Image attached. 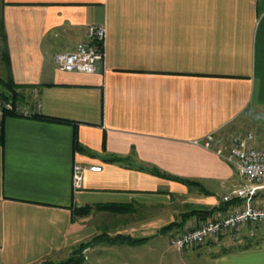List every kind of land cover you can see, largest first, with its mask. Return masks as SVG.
Returning a JSON list of instances; mask_svg holds the SVG:
<instances>
[{"label": "crops", "instance_id": "1", "mask_svg": "<svg viewBox=\"0 0 264 264\" xmlns=\"http://www.w3.org/2000/svg\"><path fill=\"white\" fill-rule=\"evenodd\" d=\"M0 13V82L43 116L2 122L0 264L57 260L94 235L82 264H264V245L233 242L263 224L166 247L241 203L222 200L245 182L203 137L252 131L264 148V0H0ZM89 23L106 28L103 62L59 70ZM74 163L101 170L74 189Z\"/></svg>", "mask_w": 264, "mask_h": 264}, {"label": "built area", "instance_id": "2", "mask_svg": "<svg viewBox=\"0 0 264 264\" xmlns=\"http://www.w3.org/2000/svg\"><path fill=\"white\" fill-rule=\"evenodd\" d=\"M106 28L100 23H89L85 37L77 42L74 48L56 52L54 62L62 71L92 73L105 56ZM35 113L29 105L16 100L12 94L0 93V126L6 115L32 117ZM202 145L214 150L230 163L244 179L242 186L234 188L223 195L224 202L239 199L241 203L232 205L219 217H212L192 227L186 224L183 229L170 235V245L178 251L207 243L228 232L233 234L241 226L264 225V204L256 201L257 190L264 187V148L255 145L252 131L234 132L225 137L209 133L202 139ZM100 165H83L74 163L72 167V186L82 187L83 175L86 171H100Z\"/></svg>", "mask_w": 264, "mask_h": 264}, {"label": "rangeland", "instance_id": "3", "mask_svg": "<svg viewBox=\"0 0 264 264\" xmlns=\"http://www.w3.org/2000/svg\"><path fill=\"white\" fill-rule=\"evenodd\" d=\"M1 31H2V23H1V13H0V76H2L3 78H5V75H6V63H5V60L3 59V39L1 37ZM68 48H70V47L69 46H65V48H63V49H64V51H66V49H68ZM0 91H2L7 96L10 95L8 89L5 88V87H3L2 84H1V82H0ZM189 224H191V228L199 225V224H193L191 222H189ZM247 226L250 227V231L253 230V229H255L257 227V225H253V227H251L250 225H247ZM99 237H100L99 235H94V236H91L90 238L85 239L84 241L78 242L77 244L73 245L72 248H70V251L68 250V253H67L68 255H63L64 257H62V258H60V256L58 257L59 259H57V260L56 259H48V258H45V259H43V260H41V261H39V262H37L35 264H41L43 261H46V260L47 261L48 260L49 261H55V262L63 261L66 258H68L69 256H71L72 250L75 249V248H77V246L79 245V243H85V242L91 241V240H93L95 238H99ZM219 237H221V236H218L216 238V240H218ZM167 241H168V239H167ZM239 241L244 242V243H247L248 245L250 244L249 246H254L255 244H262V245H264V242H263L264 241V225H261V226H259L258 228L255 229V236L248 235V236L242 237L240 240H235L233 242L234 243H239ZM168 242L166 244V247L169 248V246H170L171 247V251L177 250L176 248H174L171 245H169ZM204 245H206V243L203 244V245L191 247V248H189V250L190 249H193V248L202 247ZM85 250H86V248L82 252V255L83 256H85V254H86V251ZM91 253L92 252H89L88 251L87 252V255H91Z\"/></svg>", "mask_w": 264, "mask_h": 264}, {"label": "trees", "instance_id": "4", "mask_svg": "<svg viewBox=\"0 0 264 264\" xmlns=\"http://www.w3.org/2000/svg\"><path fill=\"white\" fill-rule=\"evenodd\" d=\"M10 89H12V87ZM0 93L5 96V94L2 91H0ZM13 97H15L14 93H13ZM33 117L42 118L43 116L40 114L39 115L35 114V115H33ZM1 127H2V125L0 126V142H2V139H3V132L1 130ZM170 226L171 225H168L166 228H168ZM121 238H126V237H121ZM96 239L97 238H95L91 241L85 242V243H79L77 248L72 250L71 256H69L68 258H66L63 261L55 262V261H49V260L47 261L46 260V261H43L41 264H82V262L84 260V256L82 255L83 250L85 248H87L88 246H90ZM115 240H117V239H115Z\"/></svg>", "mask_w": 264, "mask_h": 264}]
</instances>
